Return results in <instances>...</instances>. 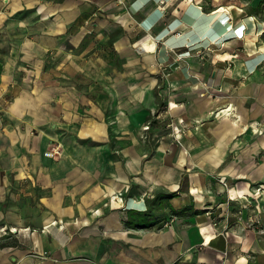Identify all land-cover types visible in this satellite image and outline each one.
<instances>
[{
    "label": "crops",
    "instance_id": "obj_1",
    "mask_svg": "<svg viewBox=\"0 0 264 264\" xmlns=\"http://www.w3.org/2000/svg\"><path fill=\"white\" fill-rule=\"evenodd\" d=\"M0 264H264V0H0Z\"/></svg>",
    "mask_w": 264,
    "mask_h": 264
},
{
    "label": "trees",
    "instance_id": "obj_2",
    "mask_svg": "<svg viewBox=\"0 0 264 264\" xmlns=\"http://www.w3.org/2000/svg\"><path fill=\"white\" fill-rule=\"evenodd\" d=\"M133 215H134L135 218H137V221H136V224H135L136 226H146L147 225L146 213L136 212ZM128 223H131V221H129Z\"/></svg>",
    "mask_w": 264,
    "mask_h": 264
},
{
    "label": "built area",
    "instance_id": "obj_3",
    "mask_svg": "<svg viewBox=\"0 0 264 264\" xmlns=\"http://www.w3.org/2000/svg\"><path fill=\"white\" fill-rule=\"evenodd\" d=\"M169 128L170 129H173L174 128V126H173V124L170 122V124H169ZM150 129V126H149V124L148 125H146L145 127H143V130H145V131H147V130H149ZM175 139H177V135H176V133H175ZM223 182V184L224 185H226V182L225 181H222ZM260 192L261 191V189L260 188H258L257 189V192Z\"/></svg>",
    "mask_w": 264,
    "mask_h": 264
},
{
    "label": "bare ground",
    "instance_id": "obj_4",
    "mask_svg": "<svg viewBox=\"0 0 264 264\" xmlns=\"http://www.w3.org/2000/svg\"><path fill=\"white\" fill-rule=\"evenodd\" d=\"M224 9H222V11H223Z\"/></svg>",
    "mask_w": 264,
    "mask_h": 264
}]
</instances>
